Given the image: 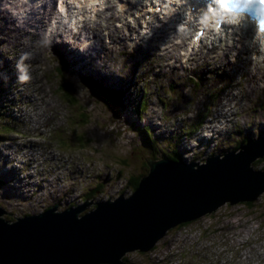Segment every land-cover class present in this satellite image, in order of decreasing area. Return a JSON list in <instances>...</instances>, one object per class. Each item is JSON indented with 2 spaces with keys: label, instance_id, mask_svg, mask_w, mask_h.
<instances>
[{
  "label": "rangeland",
  "instance_id": "rangeland-1",
  "mask_svg": "<svg viewBox=\"0 0 264 264\" xmlns=\"http://www.w3.org/2000/svg\"><path fill=\"white\" fill-rule=\"evenodd\" d=\"M13 1L0 2V9L9 10L1 15L16 19L13 33L1 28L0 19V207L11 214L4 215L6 220L58 204L63 211L127 198L133 193L128 179L146 176V159H163L162 151L169 152L170 146L182 162H198L264 136V64L254 73L253 67L242 69V62L224 55L231 40L221 39L224 49L214 52L204 40L207 45L186 60L179 45L170 46L171 65L164 47L179 43V36L171 33L164 46L158 40H165L164 27L141 36L139 26H122L120 16L107 11L98 18L117 19L102 24L97 36L74 31V43L57 40L47 51L42 47L48 48V29L26 26ZM17 27L31 32L24 35ZM194 32L177 33L188 43ZM81 43L85 52L75 48ZM70 49L83 58L71 62L65 54ZM88 80L116 89L123 100L109 106ZM143 99L147 108L139 118L135 108ZM145 127L151 129L158 152L145 146ZM190 127L198 130L190 133ZM14 153L16 163L11 162ZM253 167L264 170V161ZM125 257L134 264H264V196L226 203L168 230L150 251Z\"/></svg>",
  "mask_w": 264,
  "mask_h": 264
},
{
  "label": "water",
  "instance_id": "water-1",
  "mask_svg": "<svg viewBox=\"0 0 264 264\" xmlns=\"http://www.w3.org/2000/svg\"><path fill=\"white\" fill-rule=\"evenodd\" d=\"M235 150V149H234ZM264 136L198 162L146 159L148 174L131 196L84 203L8 222L0 207V264H125L166 232L226 203L254 202L264 192Z\"/></svg>",
  "mask_w": 264,
  "mask_h": 264
},
{
  "label": "bare ground",
  "instance_id": "bare-ground-1",
  "mask_svg": "<svg viewBox=\"0 0 264 264\" xmlns=\"http://www.w3.org/2000/svg\"><path fill=\"white\" fill-rule=\"evenodd\" d=\"M2 1L3 0H0L1 3H2ZM117 1H122V0H117ZM123 2H125V1H123ZM68 3H69V5H71V9H75L73 11V12H76L75 19L79 18L80 20L78 22H74L72 19H70L68 24H67V27L69 29H74V28H79L81 26V31L85 32L88 36H93V37L97 36L98 35V33H97L98 30L97 29L99 27H102V24L109 25V23H110L112 25L111 19H117V17L114 16V15H111V16H108V17H100L101 19H98V20H93L92 19V14L91 13L93 11V8H91V5L101 3V0H69ZM128 3L129 2H127L126 4L117 5V7L119 9L118 12H125L126 15L130 16L132 11H135V8L133 7L132 4H128ZM27 4L31 5L30 8H25V6ZM145 5L146 6L142 5L143 8L140 9V11L145 10V13H144L145 18L143 19L142 26H139L141 28V30H142L141 32H139V35L141 34V36H142V32H148V31L151 32L152 30L156 31L160 27H164L163 33H164L165 40L162 37H158V38H160L158 40H161V42H162V44H164V46L167 44L166 38L171 33L174 34V35L179 36V38L181 40V41H179V43H175V44L170 43L171 45H169L168 48H166V46L164 47V55L166 56L167 64H169V63H171V65L174 64V62L170 61V59H171L170 52L172 51V48L170 46L179 45L181 51L183 52V53L180 52V54L181 53L185 54L184 55V59L186 60L187 56L190 53H195V52H197L199 50V48H202V47H204V45H207V44H204V40L209 41L210 45L212 46V48L208 47V49L211 52H214V50L216 48H220L221 49L220 51H222L224 49L223 48L224 44L222 43L221 39H225V38L231 40V45H228V44L226 45L228 50L224 52V55L226 57L230 56L231 59L233 57V59H232L233 62L235 60H236L237 63H239V61L242 62V64H243V66H242L243 68L242 69H244L245 66H246V69H248L249 66H250V67H253V68H252V71H250V69H249V71L251 73H254L260 68V65L264 64V41L259 42L257 39H254L252 36L245 35L242 32V28L241 27H237L236 26V29H234L235 26L234 27L231 26V31L220 30V31H218L216 33H213V34H209V32H208L204 37H201L198 41L194 42L193 38L195 36V32L197 30H199V29H196L195 26H193L189 30V32L191 30H194L195 32L191 36V39L189 40V42L186 43L185 42L186 37H181V35L176 32L178 30L177 26H179L180 20H176V21L175 20H170V21H166L165 23L163 21H160V22H158V24H156L157 23L156 18H154L152 15L151 16H146L147 14L152 13V11H153L152 7L148 6V4H145ZM23 8H25L24 12H23V14H25L24 17H25V20H26V24L25 25L33 27L34 30L36 29V30H38V32H40V31L42 32L44 26L45 25H49L48 18H50L51 16L55 15V6L51 3L50 0H25L24 4L18 5V7H16V9H15L18 12V15H19V10L21 11ZM157 8L158 7H156L155 10H157ZM111 9H112V7H111ZM111 9H109V10H111ZM8 11H6L5 8L4 9H2V8L0 9V19H1V22H3V25H4L1 28H6L9 33H13L14 30H15V26H14L15 25V21L14 20H16V19L14 18V20H9L7 16H2L1 15L2 12H8ZM175 14L176 13H173V15H175ZM170 18H172V17H170ZM68 19H69V17H68ZM28 20H29V22H28ZM96 21H97V23H96ZM118 21L122 23V26L128 25L129 23H133L135 25L137 24L136 20H133L132 22H129L124 17H121V19L118 20ZM169 22H170V24H169V26H167V24ZM5 25H6V27H5ZM91 25H93V26H91ZM105 28H106V30L109 29L108 27H105ZM130 28L131 27L129 26V29ZM135 29H136V27H135ZM34 30H33V33H34ZM17 31L18 32H24V35H29L30 32H31V30L29 28L23 29L21 27H17ZM223 33H225V34H223ZM220 35H222L221 38H220ZM124 38H126V37H124ZM244 39L247 42H244ZM60 44L66 45L65 42L60 43ZM241 46H242V51L240 52V47ZM50 47H51V45H49L48 48L42 47V49L43 50L44 49L45 50L48 49L47 51H49ZM73 50L70 49L67 52L65 51V54L69 55V58L71 59V62L72 61L73 62H77L80 59V57H81V59L83 58L81 56L82 53L80 54L78 51L75 52ZM110 50L111 49L108 47V52ZM97 51H99V49ZM202 53H203V51H202ZM240 53L242 54V56H241L242 58H239V54ZM249 54L254 56L255 63H251L252 61H251V57L249 58ZM98 56L102 58V55H98ZM173 58L175 59V61H177V59H178L175 56L172 57V60H173ZM260 58H262V60ZM251 141L252 140H250L249 138L247 139V143H249ZM6 154H8V153H6ZM263 158H264V156H262L259 159L254 160V161L261 160ZM13 159H12L11 162H14ZM251 167L254 169L252 163H251ZM263 196H264V192L259 197H263ZM244 203H250V202H244ZM178 226H180V225H178Z\"/></svg>",
  "mask_w": 264,
  "mask_h": 264
},
{
  "label": "trees",
  "instance_id": "trees-1",
  "mask_svg": "<svg viewBox=\"0 0 264 264\" xmlns=\"http://www.w3.org/2000/svg\"><path fill=\"white\" fill-rule=\"evenodd\" d=\"M4 65H6V64H4ZM88 81H89L90 86H92L94 92H96L99 95V97H101L103 99V101H105L109 106L114 107L115 103L119 104L123 100V96L116 89H112L108 86L99 84L97 82L93 83V81H91V82H90V80H88ZM143 90H145V89H143ZM66 93H67L69 100H70V95L72 94L70 87H66ZM71 96H73V95H71ZM260 106L263 108L264 104H261ZM146 108H147V102L143 99L141 102H139L137 108H135L136 109V116H138L140 118L142 116V114L144 113V111L146 110ZM0 116H2V114H0ZM200 124L201 123H197L196 127H200ZM196 127H190L189 132L194 133L195 131H197L198 129H196ZM141 132H143L142 134L144 136V140L146 141L145 146H147V149L150 151L154 150L155 152H158L157 147H159V146L157 145L156 141L154 139H152L151 129L145 127V128L141 129ZM154 142H155V145H154ZM244 143L246 144L247 141H244L243 144ZM236 150H238V147L233 151H236ZM162 156H163V159L165 157V159H169L171 161H180L181 160V158H179L178 155L175 153L174 148L172 149L171 146H170L169 152H166L165 150L162 151ZM263 161H264V158H263V160L254 161L252 164L256 165L257 163H261ZM142 177H143L142 174H139L137 177L129 178L128 179V187H131L132 190L134 191L137 188L138 183ZM50 208H52V207L49 206L46 208V210H48ZM15 220L16 219L14 217H9L6 221L14 222ZM183 225H185V224H182V226ZM122 260L125 262V264H134L131 261H129L127 259V257L123 258Z\"/></svg>",
  "mask_w": 264,
  "mask_h": 264
},
{
  "label": "snow or ice",
  "instance_id": "snow-or-ice-1",
  "mask_svg": "<svg viewBox=\"0 0 264 264\" xmlns=\"http://www.w3.org/2000/svg\"><path fill=\"white\" fill-rule=\"evenodd\" d=\"M218 2L224 6L228 7L229 10H252L259 14L260 16V27L264 30V0H218Z\"/></svg>",
  "mask_w": 264,
  "mask_h": 264
},
{
  "label": "clouds",
  "instance_id": "clouds-1",
  "mask_svg": "<svg viewBox=\"0 0 264 264\" xmlns=\"http://www.w3.org/2000/svg\"><path fill=\"white\" fill-rule=\"evenodd\" d=\"M11 156H13V155H11ZM18 161V160H17ZM17 161H14L15 163L17 162ZM16 193V192H15Z\"/></svg>",
  "mask_w": 264,
  "mask_h": 264
}]
</instances>
